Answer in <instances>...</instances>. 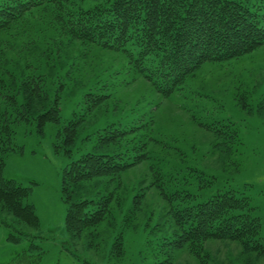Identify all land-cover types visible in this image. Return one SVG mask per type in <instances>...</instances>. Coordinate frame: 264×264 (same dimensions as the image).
<instances>
[{"label": "rangeland", "instance_id": "obj_1", "mask_svg": "<svg viewBox=\"0 0 264 264\" xmlns=\"http://www.w3.org/2000/svg\"><path fill=\"white\" fill-rule=\"evenodd\" d=\"M50 22L44 18L39 30L31 21L24 33L4 39L6 49L1 44L7 56L2 61L18 70L9 80L13 87L46 66L49 88L61 96V122L48 123L43 133L34 121L14 126L18 150L8 154L4 176L32 188L26 202L34 205L40 225L31 228L0 210L28 233L14 243L9 239L13 229L0 223V264H264V256L244 251L238 242L208 240L196 248L200 255L161 245L163 235L175 230L155 185L158 171L202 170L215 179L204 189L195 181L191 191L198 199L219 191L248 198L264 239V46L230 61L205 63L183 89L166 98L124 53L61 40L58 30L53 40L39 41ZM102 95L108 97L79 128L73 159L91 151L90 141L110 124L127 130L125 136L147 137L152 158L111 181L96 178L66 187L63 173L73 159L59 147L64 127ZM215 123L230 124L238 138H216L204 127ZM116 148L122 147L106 150ZM105 192L114 199L106 219L81 234L68 232V199L75 203ZM121 234L122 245L113 246Z\"/></svg>", "mask_w": 264, "mask_h": 264}, {"label": "trees", "instance_id": "obj_2", "mask_svg": "<svg viewBox=\"0 0 264 264\" xmlns=\"http://www.w3.org/2000/svg\"><path fill=\"white\" fill-rule=\"evenodd\" d=\"M47 17L51 24L46 32H39V41L45 37L53 40L51 35L58 30L61 40L124 53L166 98L183 89L187 79L205 63L230 61L264 46V0H0V210L31 228L40 225L34 205L26 202L32 188L4 176L6 158L18 150L16 124L34 121L38 132L43 133L48 123L61 122V96L50 90L46 66L37 67L38 72L31 71L13 87L9 80L18 70L2 59L7 57L5 38L24 33L31 21L40 30V22ZM107 97L98 96L95 104L67 122L59 145L67 157H74L73 146L86 117ZM112 127L110 124L100 129L96 139L90 141L92 150L72 160L63 173L64 186L96 178L110 177L111 181L152 158L147 137L125 136L127 130ZM204 127L218 139L238 138L230 124ZM110 146L122 148L106 150ZM214 179L195 167L157 172L155 185L169 206L175 230L174 235H163L161 245L188 248L200 255L196 248L208 240L230 241L240 243L248 253L264 256L261 221L252 214L248 198L234 191H219L199 200L191 191L196 180L204 189ZM113 201L111 192L75 203L68 199V232L81 234L99 226ZM0 223L13 229L9 239L14 243L28 235L5 217L0 216ZM121 236L113 246L122 245Z\"/></svg>", "mask_w": 264, "mask_h": 264}]
</instances>
